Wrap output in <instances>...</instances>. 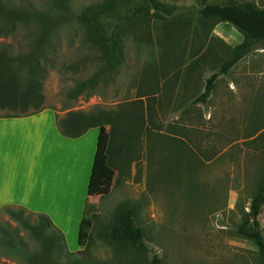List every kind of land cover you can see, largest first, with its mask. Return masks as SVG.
Segmentation results:
<instances>
[{"label": "rangeland", "instance_id": "obj_1", "mask_svg": "<svg viewBox=\"0 0 264 264\" xmlns=\"http://www.w3.org/2000/svg\"><path fill=\"white\" fill-rule=\"evenodd\" d=\"M11 1H25L38 10L45 2ZM97 1L101 0H73V10ZM159 1L179 7V13L195 4V0ZM252 1L264 7V0ZM196 25L193 20L188 28L177 23L174 29L169 21L153 20L149 31L135 26L117 75L112 80L101 76L89 98L73 93L76 84L93 78L98 70L83 30L69 23L51 38L53 63L43 81L44 107L64 116L95 105L111 110L144 92L158 93L145 125L133 132L129 158L120 164L121 172H114L109 191L90 195L88 204L96 210L87 248L78 247L75 224L83 191L73 194L66 229L72 250L64 244L69 252H81V264L149 261L151 253L139 255L116 247L108 238L115 212L123 205L134 208L144 242L162 264H260L254 244L236 232L246 221L250 201L264 177V136L255 143L246 140L264 128V49L242 60L228 76L218 77L206 104H193L212 73L209 68L197 71L181 82L196 49V43L192 46ZM15 31L14 36L0 38V47L9 48L11 56L25 54L35 37L33 28L18 26ZM211 35L228 46L241 41V35L226 23L215 25ZM68 65L76 70L66 69ZM66 168L73 173L74 162ZM0 220L12 227L16 224L5 213ZM259 220L264 231V207ZM20 236L26 238L23 231ZM0 264L26 263L0 256Z\"/></svg>", "mask_w": 264, "mask_h": 264}, {"label": "trees", "instance_id": "obj_2", "mask_svg": "<svg viewBox=\"0 0 264 264\" xmlns=\"http://www.w3.org/2000/svg\"><path fill=\"white\" fill-rule=\"evenodd\" d=\"M42 6L38 10L25 1L0 0V38L14 36L18 26L33 28L35 36L25 54L11 56L9 48L0 47V110H6L9 116L30 115L44 108L42 86L47 67L53 63L51 38L59 28L69 23L83 30L89 51L94 53L98 65L94 77L76 84L73 90L75 96L83 95L85 98L95 93L101 76L112 80L117 75L125 59V44L130 36L134 37L132 29L137 26L149 31L153 20L169 21L174 29L177 23L187 28L193 20L197 24L192 38V46L196 43V49L191 52L193 59L184 68L181 82L197 71L201 73L209 68L212 73L204 80L203 91L193 104H206L218 77L228 76L242 60L264 49V7H259L252 0H195V4L180 13L179 7L159 0H101L78 10H73V0H45ZM219 23L233 27L241 35L240 43L228 46L212 36V28ZM65 68L76 70L74 65ZM156 82H153L154 86ZM157 95L156 91L150 90V93L139 94L135 100L119 104L111 110L95 105L85 111H69L59 119L58 129L68 138H78L90 129H98L87 185L88 195L109 191L114 172H121L120 164L129 158L128 144L133 132L145 125L150 116V104L156 101ZM107 126L109 129H106ZM263 136L264 128H261L244 140L255 143ZM263 207L264 177L260 178L250 201L246 221L236 232L254 244L260 264H264V231L259 220ZM95 210L94 204L85 203L77 234L78 247H86L90 219L95 217ZM1 213L7 214L16 223L12 227L0 220L1 257L21 258L26 264H81L82 258L78 257L81 252L67 250L63 234L46 215L31 213L21 207H6L0 210ZM134 213V208L129 205L116 210L114 223L107 231L110 242L139 255L151 253L145 264H162L158 255L145 244L143 231L135 222ZM21 231L26 238L20 236ZM29 244L34 245V250Z\"/></svg>", "mask_w": 264, "mask_h": 264}, {"label": "crops", "instance_id": "obj_3", "mask_svg": "<svg viewBox=\"0 0 264 264\" xmlns=\"http://www.w3.org/2000/svg\"><path fill=\"white\" fill-rule=\"evenodd\" d=\"M62 117L49 107L25 116L0 113V210L21 207L46 215L63 234L70 251L66 229L73 194L78 189L83 191L77 200L78 234L85 203L91 199L87 185L98 129H90L78 138H68L58 129L57 123ZM72 162L73 173L66 168Z\"/></svg>", "mask_w": 264, "mask_h": 264}]
</instances>
